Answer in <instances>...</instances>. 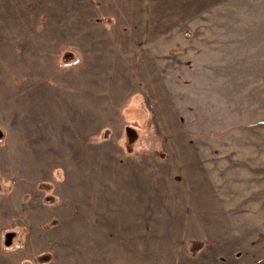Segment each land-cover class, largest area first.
Returning <instances> with one entry per match:
<instances>
[{"label":"rangeland","instance_id":"1","mask_svg":"<svg viewBox=\"0 0 264 264\" xmlns=\"http://www.w3.org/2000/svg\"><path fill=\"white\" fill-rule=\"evenodd\" d=\"M0 264H264V0H0Z\"/></svg>","mask_w":264,"mask_h":264}]
</instances>
